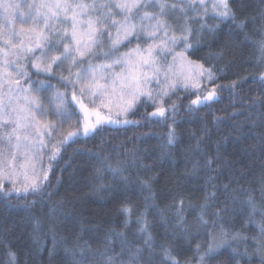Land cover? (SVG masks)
Here are the masks:
<instances>
[{"label": "snow or ice", "instance_id": "1", "mask_svg": "<svg viewBox=\"0 0 264 264\" xmlns=\"http://www.w3.org/2000/svg\"><path fill=\"white\" fill-rule=\"evenodd\" d=\"M234 3L32 0L17 17L22 5L0 0V196L27 200L29 195L43 198L47 193L50 198V175L67 148L79 143L81 131L84 137L95 138L102 136L106 125L139 126L141 121L128 117L139 113L141 107L147 114L141 116L145 122L167 119L169 113L175 116L182 101L177 103L173 96L181 89L186 94L184 99L195 96L184 109L188 113L214 101L222 90L215 85V68L192 56L206 36L215 35L221 23L231 21L240 33L231 48L251 45L259 53L258 63L264 65V8L251 17H241ZM231 48L225 45L209 56L223 60ZM206 82L214 87L205 90ZM237 83L233 81L232 87ZM259 83L261 95L251 101L245 99V103L259 113L264 124V72ZM219 122L220 118L214 117V123ZM244 127L235 125L233 131L239 134ZM255 127L256 120H252L250 131ZM177 138L173 121L168 125L165 147L174 145ZM254 138L264 152V133ZM203 140L204 136L197 139L192 149L203 160L193 162L192 173L206 170L201 202L185 207L181 196L167 206V211L161 210V220L168 227L159 242L148 219L149 208L157 206L153 185L158 176L144 179L139 175V170L151 171L152 165L144 164L134 150L118 152L115 163L110 156L95 154L99 166L91 173V194L111 195L138 183L147 195L143 210L127 200L120 203L125 230L109 232L101 246L77 243L65 248L71 264H207L222 247L231 249L235 264H241L244 257L250 264L253 256L264 264V164L254 182L256 187L252 183L245 187L231 177L220 184L223 168L232 165L220 164V141L212 155L202 150ZM236 175L242 178V174ZM69 203L75 205L74 201ZM188 214L193 216L191 225ZM50 216L55 219L54 208ZM240 216V228L228 226ZM133 218L136 231L130 238L127 230ZM201 234L203 241L198 239ZM185 242L192 255L182 259L178 249ZM5 249L3 264H19L17 252L8 245ZM54 251L55 247L50 254Z\"/></svg>", "mask_w": 264, "mask_h": 264}, {"label": "trees", "instance_id": "2", "mask_svg": "<svg viewBox=\"0 0 264 264\" xmlns=\"http://www.w3.org/2000/svg\"><path fill=\"white\" fill-rule=\"evenodd\" d=\"M10 2L22 5L18 9L20 13L26 11L27 4L32 0ZM241 5L243 7H240ZM234 6L241 17H251L259 9L264 8V2L235 0ZM2 22L0 20V23ZM208 22L216 23L212 20ZM259 24L257 21V27ZM16 27L18 30L20 25L17 23ZM249 28L251 29V25ZM239 36L240 33L235 31L231 21L221 23L215 35L206 36L201 42L200 50L192 56V59L201 60L206 66L215 68L217 77L215 85H220L222 90L218 92L214 101L205 102L198 111L188 113L184 109L195 96L184 99L186 94L181 89L173 96L177 103L182 101L175 116L169 113L167 119L157 117L145 122L141 120V116L146 117L147 114L141 107L139 113L128 117L133 121H141L139 126L106 125L107 130L102 136L95 138L84 137L81 131L79 143L67 148L63 153L64 159L59 161L55 172L50 175L49 191L53 193L50 198L47 193L43 198L29 195L27 200L17 199L15 196L5 200L0 196V264L6 259L5 245L17 252L19 264H71V258L65 255V248H72L77 243L96 248L101 246L109 232L125 230L123 227L125 217L119 212L122 201L127 200L137 210H143L144 197L147 193L141 191L138 183L129 185L127 190L121 188L111 195L89 192L91 173L99 166L94 158L97 153L110 156L115 163L118 152L127 154L129 150H134L144 164L152 165L151 171L142 169L139 170V175L144 179L158 176L153 185L157 206L148 210V219L158 242L163 239L165 229L168 227V224L161 220L159 214L161 210L167 211V206L172 204L174 199L178 202L181 196L184 197L185 207L189 203L201 202L206 170H201L198 174L192 173L195 160H201L203 163L201 155L192 151L196 146V140L201 136H204L201 144L204 152L215 155L216 143L220 141L219 162L221 165H232L223 168L218 183H227L231 177L233 180L239 179L240 184L245 187L249 183L256 187L254 182L260 177L264 152L260 151V142L254 137L264 133V124L261 123L259 113L251 108L249 103H245V99L251 101L253 97L261 95L259 75L264 72V65L258 63L259 53L251 45H237L231 48ZM254 39L259 37L254 36ZM225 45L231 50L225 52L223 60L209 56L210 52L215 53ZM36 79L33 76V80ZM233 81L238 82L235 88L232 87ZM52 82L55 83V80ZM212 87L214 85L205 83V90ZM151 111L152 108L149 106L148 112ZM214 117L220 118L218 124L214 123ZM252 120H256V127L250 131ZM173 121L177 142L165 147L168 125ZM239 124H244L245 127L237 134L233 127ZM65 128H68L67 124ZM77 152L80 154H76ZM236 173L242 174V178ZM33 200H36V203H31ZM69 201H74L75 205ZM53 208L55 219L50 216ZM169 218L171 219V214ZM186 218L190 225L194 223L192 215L188 214ZM242 223L243 216H240L234 224L228 226L240 228ZM52 225H55V231L52 230ZM127 231L131 238L136 231L134 218ZM198 239L203 241L204 235L201 234ZM194 244L195 241L193 246ZM53 247L55 251L50 254ZM178 250L182 259L192 255L187 242ZM207 264H235L231 249L220 248ZM241 264H249L248 257H244ZM250 264H259V257L253 256Z\"/></svg>", "mask_w": 264, "mask_h": 264}, {"label": "rangeland", "instance_id": "3", "mask_svg": "<svg viewBox=\"0 0 264 264\" xmlns=\"http://www.w3.org/2000/svg\"><path fill=\"white\" fill-rule=\"evenodd\" d=\"M209 9H210V4H209ZM16 14H17V17H19L18 10H17ZM197 26H198V25H197ZM169 59H170V58H169ZM182 90H183V89H182Z\"/></svg>", "mask_w": 264, "mask_h": 264}]
</instances>
